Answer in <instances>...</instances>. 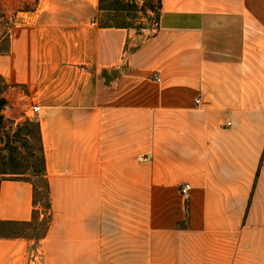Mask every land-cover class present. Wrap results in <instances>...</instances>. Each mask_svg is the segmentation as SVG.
I'll return each mask as SVG.
<instances>
[{"label": "crops", "instance_id": "0c3cea01", "mask_svg": "<svg viewBox=\"0 0 264 264\" xmlns=\"http://www.w3.org/2000/svg\"><path fill=\"white\" fill-rule=\"evenodd\" d=\"M99 2L0 0V114L36 123L48 205L0 264H264V0H155L139 28ZM33 199L0 179V222Z\"/></svg>", "mask_w": 264, "mask_h": 264}, {"label": "rangeland", "instance_id": "374dc122", "mask_svg": "<svg viewBox=\"0 0 264 264\" xmlns=\"http://www.w3.org/2000/svg\"><path fill=\"white\" fill-rule=\"evenodd\" d=\"M155 0H100L99 10L101 25L108 26H120V27H141L145 20L149 22L154 17ZM3 24L1 26L3 27ZM5 28V27H4ZM3 47V43L1 44ZM1 92V86H0ZM1 119L5 120L6 124L11 128L8 130L5 127L4 130L0 129V145L7 139H11V134H5V132L13 133L15 128L21 124V128H25L29 133L25 134L21 131V141L14 143L16 146L15 162H19L21 166V172H24L23 178L32 182L34 186V199L36 210L33 212V220L30 224L23 225H0V235H31L38 237L45 227L46 223V211H47V198L45 196V188L40 179L32 172H36V160L37 158V144L35 141V130L31 121L30 124L25 125V121H21L20 124H14L12 121L6 119L1 115ZM5 155V153H1ZM33 167L35 169L33 170ZM0 179H15L13 176H0ZM41 215V217L39 216Z\"/></svg>", "mask_w": 264, "mask_h": 264}, {"label": "trees", "instance_id": "16d2710c", "mask_svg": "<svg viewBox=\"0 0 264 264\" xmlns=\"http://www.w3.org/2000/svg\"><path fill=\"white\" fill-rule=\"evenodd\" d=\"M5 47V45L3 44V47L0 46V50H2ZM3 106V100L0 99V111L2 109ZM1 114H0V121H1ZM25 125L30 124V122L25 121L24 123ZM32 125L34 127L35 130V141L37 144V158H35L36 160H34L37 164L36 166V172H32L34 173L35 176H37L40 181L43 183V185H45L44 180H43V173H44V167H43V158H42V154H41V147H40V140H39V135H38V129H37V125L36 123L32 122ZM0 129L4 130V128H2L1 123H0ZM21 131H23L25 134L29 133V131L25 128H21V124L18 125L15 128V131L13 133L10 132H5V134H11V139H7L6 141L2 142V144L0 145V176H13L15 179H24L26 181H28L31 185L32 182L27 180L26 178H23L24 176V172H21V166L19 162H15V154H16V146H14V143H18L19 141H21ZM1 153H5V155H1ZM35 169V167H33V170ZM33 187V196H34V186ZM0 225L3 226H9V225H14V224H10V223H3L0 222ZM0 236H5V235H0Z\"/></svg>", "mask_w": 264, "mask_h": 264}, {"label": "built area", "instance_id": "2783aa9c", "mask_svg": "<svg viewBox=\"0 0 264 264\" xmlns=\"http://www.w3.org/2000/svg\"><path fill=\"white\" fill-rule=\"evenodd\" d=\"M32 111L36 112L37 108H32ZM188 190H189V186L185 184L180 186L178 191L180 195H185L188 192Z\"/></svg>", "mask_w": 264, "mask_h": 264}, {"label": "water", "instance_id": "95a60500", "mask_svg": "<svg viewBox=\"0 0 264 264\" xmlns=\"http://www.w3.org/2000/svg\"><path fill=\"white\" fill-rule=\"evenodd\" d=\"M0 123H1V126L5 127L8 130L11 128L9 125L6 124L5 120L3 119H1Z\"/></svg>", "mask_w": 264, "mask_h": 264}]
</instances>
